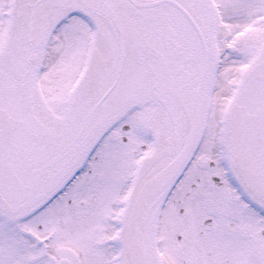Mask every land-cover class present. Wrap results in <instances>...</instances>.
Returning a JSON list of instances; mask_svg holds the SVG:
<instances>
[{
	"label": "snow or ice",
	"instance_id": "snow-or-ice-1",
	"mask_svg": "<svg viewBox=\"0 0 264 264\" xmlns=\"http://www.w3.org/2000/svg\"><path fill=\"white\" fill-rule=\"evenodd\" d=\"M0 264H264V0H0Z\"/></svg>",
	"mask_w": 264,
	"mask_h": 264
}]
</instances>
